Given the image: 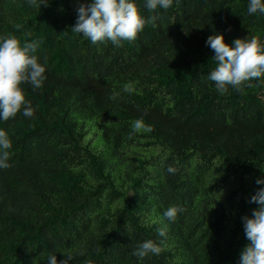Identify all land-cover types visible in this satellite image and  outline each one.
Listing matches in <instances>:
<instances>
[{
	"label": "trees",
	"instance_id": "16d2710c",
	"mask_svg": "<svg viewBox=\"0 0 264 264\" xmlns=\"http://www.w3.org/2000/svg\"><path fill=\"white\" fill-rule=\"evenodd\" d=\"M90 2L0 0V36L38 42L46 67L41 88L22 85L34 115L0 120L12 142L0 169V264L63 253L69 264H240L242 218L264 188V78L220 94L206 41L264 43V14L250 15L249 0L155 11L134 0L156 26L117 47L71 30ZM137 119L150 130H134ZM173 205L183 208L175 222H156ZM146 240L166 248L141 260L133 252Z\"/></svg>",
	"mask_w": 264,
	"mask_h": 264
},
{
	"label": "clouds",
	"instance_id": "9594fccd",
	"mask_svg": "<svg viewBox=\"0 0 264 264\" xmlns=\"http://www.w3.org/2000/svg\"><path fill=\"white\" fill-rule=\"evenodd\" d=\"M36 2L37 0H30L33 5ZM47 3L48 0H41L39 7L47 6ZM172 4L173 0H147L146 7L155 11L158 7L168 9ZM247 11L250 15L264 14V0H249ZM155 20V16L145 20L134 0H91L90 3H79L77 21L71 30L82 34L94 45L110 41L119 47L122 41H135L146 23L155 27ZM206 44L213 50L212 58L217 62L208 79L215 83L220 94L228 93L229 87L243 92L245 87H253L250 81L264 78V43H261L258 37L237 38L232 44H228L224 35L217 33L209 36ZM38 47V42L22 44L20 39L12 34L0 36V120L14 119L21 109L25 117L31 118L34 115L35 109L26 99L22 85L30 84L33 90H36L41 88L46 80V67L35 55ZM125 90L132 89L126 86ZM132 126L136 131L150 130L142 119L133 121ZM11 147L8 132L0 128V169L10 167L8 150ZM168 171L174 172L175 169L169 167ZM256 184H264V179L258 178ZM249 203H256L259 207L253 210L251 217L242 218L249 243L240 254V264H264V188H259L255 195L251 196ZM181 212L183 208L170 206L156 222H175ZM125 227L131 233L132 230L127 224ZM166 231V225L157 229L161 237L166 236ZM165 248L163 241L157 244L153 240H146L137 245L133 255L143 260L149 254H161ZM63 255L65 259L60 261H57L55 255H50L49 264H69V261L73 260L71 253Z\"/></svg>",
	"mask_w": 264,
	"mask_h": 264
}]
</instances>
